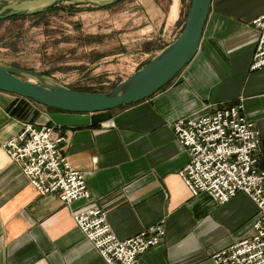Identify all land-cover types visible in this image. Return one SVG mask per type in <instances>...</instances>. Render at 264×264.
I'll use <instances>...</instances> for the list:
<instances>
[{
	"label": "crops",
	"instance_id": "obj_1",
	"mask_svg": "<svg viewBox=\"0 0 264 264\" xmlns=\"http://www.w3.org/2000/svg\"><path fill=\"white\" fill-rule=\"evenodd\" d=\"M12 6H2L0 14L20 11ZM181 13V0H172L163 26L173 36L168 43L180 33ZM263 13L264 0H212L196 55L167 86L114 108L104 124L62 127L65 153L91 191L89 200L70 207L57 194L41 195L4 151L26 121L54 123V110L0 90V264H107L71 213L88 201L107 210L120 239L166 220L162 242L145 250L138 264H217L216 252L251 236L257 207L247 194L220 203L206 192L191 193L179 173L189 151L172 124L207 104L243 98L245 116L261 131L264 167V67L250 68L258 38L253 20Z\"/></svg>",
	"mask_w": 264,
	"mask_h": 264
},
{
	"label": "built area",
	"instance_id": "obj_2",
	"mask_svg": "<svg viewBox=\"0 0 264 264\" xmlns=\"http://www.w3.org/2000/svg\"><path fill=\"white\" fill-rule=\"evenodd\" d=\"M258 38L251 70L264 67V13L253 20ZM244 99L228 105L207 104L199 114L173 124L176 140L188 149L190 160L179 172L196 196L206 192L220 203L239 192L256 204L253 233L213 255L217 264H264V167L260 165L261 131L244 113ZM68 135L57 123L40 127L26 121L22 130L4 144L9 159L41 195L57 194L70 207L89 200L91 191L83 171L72 166L65 149ZM71 213L107 264H138L140 255L166 235V220L144 228L127 239L114 232L107 210L88 201Z\"/></svg>",
	"mask_w": 264,
	"mask_h": 264
},
{
	"label": "rangeland",
	"instance_id": "obj_3",
	"mask_svg": "<svg viewBox=\"0 0 264 264\" xmlns=\"http://www.w3.org/2000/svg\"><path fill=\"white\" fill-rule=\"evenodd\" d=\"M52 1L0 0V8L33 12ZM93 1L111 5L69 0L40 15L0 19V60L73 88L107 91L173 37L167 28L163 31L172 0ZM190 2L181 0L177 32Z\"/></svg>",
	"mask_w": 264,
	"mask_h": 264
},
{
	"label": "water",
	"instance_id": "obj_4",
	"mask_svg": "<svg viewBox=\"0 0 264 264\" xmlns=\"http://www.w3.org/2000/svg\"><path fill=\"white\" fill-rule=\"evenodd\" d=\"M63 1L69 0H53L44 5V8ZM88 1L95 5H102L93 0ZM116 1L118 0L112 2ZM211 4L212 0H191L179 35L156 53L146 65L135 70L107 91L75 89L45 74L1 60L0 90L29 98L55 109L49 112V115L53 122L60 125L104 124L112 119L114 108L152 96L167 86L194 58L200 46ZM22 13L26 12L10 11L0 14V19Z\"/></svg>",
	"mask_w": 264,
	"mask_h": 264
},
{
	"label": "trees",
	"instance_id": "obj_5",
	"mask_svg": "<svg viewBox=\"0 0 264 264\" xmlns=\"http://www.w3.org/2000/svg\"><path fill=\"white\" fill-rule=\"evenodd\" d=\"M72 1V0H71ZM120 1H123V0H118L117 2H120ZM61 2H57V3H55V4H53V5H51V6H49V7H47V8H45V9H41V10H37V11H33V12H26V13H22V14H14L13 16H11V17H8V18H17V17H24L25 15H40V14H43L45 11H48V10H53L58 4H60ZM77 4V3H76ZM111 4L110 3H108V4H102V5H95V7H98V8H104V7H108V6H110ZM190 5H191V2H190ZM190 5H189V8H190ZM188 11H189V9H188ZM188 11L186 12V15H185V20H186V17H187V14H188ZM185 20H184V22H183V24H182V29H183V26H184V23H185ZM182 29H181V31H182ZM167 44H165L164 46H162L161 47V49L163 48V47H165ZM151 60V58L149 59V60H147L144 64H142V65H140L137 69H139V68H141L142 66H144V65H146L149 61ZM136 69V70H137ZM46 74V73H45ZM116 85V84H115ZM114 85V86H115ZM113 86V87H114ZM112 87V88H113ZM73 88V87H72ZM75 89H79V90H86V91H96V90H93V89H80V88H75ZM50 109H52V110H55V109H53V108H50ZM15 111V110H14ZM13 111V112H14ZM20 116L22 115V112H20V114H19ZM62 127H66V126H64V125H62Z\"/></svg>",
	"mask_w": 264,
	"mask_h": 264
},
{
	"label": "bare ground",
	"instance_id": "obj_6",
	"mask_svg": "<svg viewBox=\"0 0 264 264\" xmlns=\"http://www.w3.org/2000/svg\"><path fill=\"white\" fill-rule=\"evenodd\" d=\"M91 198V197H90Z\"/></svg>",
	"mask_w": 264,
	"mask_h": 264
}]
</instances>
